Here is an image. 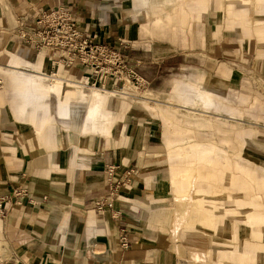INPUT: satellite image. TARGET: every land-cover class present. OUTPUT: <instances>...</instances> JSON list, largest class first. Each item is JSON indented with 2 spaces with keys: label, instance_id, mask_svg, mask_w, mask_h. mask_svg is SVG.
Returning <instances> with one entry per match:
<instances>
[{
  "label": "crops",
  "instance_id": "0c3cea01",
  "mask_svg": "<svg viewBox=\"0 0 264 264\" xmlns=\"http://www.w3.org/2000/svg\"><path fill=\"white\" fill-rule=\"evenodd\" d=\"M150 1L0 0V196L21 185L33 201L10 202L0 217V264H186L181 235L170 228L174 210L166 199V172L150 168L152 142L170 110L129 104L119 118L113 111L105 134L111 118L107 104L115 97L86 92L91 82L80 65L69 67L75 72L68 81L72 88L65 90L64 78L44 72L60 62L58 51L16 35L19 17L60 5L94 42L115 47L128 42L129 61H138L151 81L146 91L154 96H182V74L166 72L176 64L193 69L185 78L192 89L205 80V91L212 93L214 81L229 82L234 71L240 79L250 43L248 30L239 28L248 18L245 8L226 0H173L167 15L166 0ZM176 4L185 15L176 12ZM183 55L190 60L176 63ZM194 102L212 105L203 92ZM206 109L201 111H211ZM127 172L128 180L111 195V185ZM192 182L188 174L177 192L188 193ZM191 197L188 209L201 208L200 191ZM109 201L112 208H98ZM205 203L200 218L212 216L216 207L214 201ZM192 235L200 250L197 261L235 264L227 250L214 249L213 230L204 238Z\"/></svg>",
  "mask_w": 264,
  "mask_h": 264
},
{
  "label": "rangeland",
  "instance_id": "374dc122",
  "mask_svg": "<svg viewBox=\"0 0 264 264\" xmlns=\"http://www.w3.org/2000/svg\"><path fill=\"white\" fill-rule=\"evenodd\" d=\"M166 1V9L162 10L168 15L176 2ZM226 1L245 8V15L248 16L239 23L240 29L248 30L246 34L250 39L245 48L246 60L239 66V80L235 75L238 72L234 71L233 79L229 82L215 80L212 93L205 91V80L197 82V88L194 84L192 89V83L185 78L193 69H179L176 64V68L172 66L166 72L176 71L182 74V96H154L146 91L151 86V81L143 76L138 61H129V47L122 54L128 66L132 65L147 81L143 88L134 89L128 82L123 91H120L108 80L103 89L102 81L90 76L87 70L85 72L88 82L93 83H89L92 86L88 87H98L115 95L116 102L107 104L111 118L105 134L109 132L113 111H118L119 118L120 109L129 107V104H145L153 110H170L165 113V126L159 130L158 141L152 142L154 147L149 151L152 157L150 168L166 172V199L174 210L170 228L181 235L184 248L182 258L186 264H206L195 259L200 250L193 243L192 233L197 238H204L211 230L214 234V249L220 253L227 250L233 256V263L255 264L256 261V264H264V0ZM150 4L156 5L158 2L151 0ZM177 6L178 4L175 5L176 12L185 15L183 6ZM188 60L190 57L183 55L182 60H177L176 63ZM258 61L262 64H257ZM69 67L60 61L52 70L44 72L56 73L57 78L67 79H62L66 90L72 88L68 86V81H72V74L75 72L74 68ZM214 74H219L216 67ZM208 84L211 86V83ZM201 92L209 94L212 100V105L207 106L210 112H202L207 107L194 102ZM61 126L63 129L69 128ZM70 128L74 129L72 126ZM74 130L79 133L77 129ZM188 174L193 180L190 191L177 192L178 184ZM212 178L217 179L214 185ZM197 190L201 193L203 204L215 202L212 216L207 214V217L200 218L205 214L201 210L203 204L199 209H188L191 203L188 200ZM254 251L256 257L252 255Z\"/></svg>",
  "mask_w": 264,
  "mask_h": 264
},
{
  "label": "built area",
  "instance_id": "2783aa9c",
  "mask_svg": "<svg viewBox=\"0 0 264 264\" xmlns=\"http://www.w3.org/2000/svg\"><path fill=\"white\" fill-rule=\"evenodd\" d=\"M16 22V35L24 43L35 47L54 48L58 51L61 62L67 66H82L90 76L103 82V89L108 80L120 91H123L128 82L134 89L143 88L147 84L133 66H128L125 62L122 53L129 47L126 42L120 40L117 48L102 42H93L88 34L77 28L73 14L64 6L38 10L34 12V15L19 17ZM128 175L129 172L121 181L111 185V195L115 194L119 186L128 180ZM26 199H28V190L21 185L1 195L0 217L5 215L7 204L10 202L17 205L25 202L33 204L32 200L26 201ZM97 206L99 209L112 208V202H99ZM122 239L121 245L126 246L127 241L124 237Z\"/></svg>",
  "mask_w": 264,
  "mask_h": 264
},
{
  "label": "bare ground",
  "instance_id": "6f19581e",
  "mask_svg": "<svg viewBox=\"0 0 264 264\" xmlns=\"http://www.w3.org/2000/svg\"><path fill=\"white\" fill-rule=\"evenodd\" d=\"M91 84H93V83H91ZM91 84H87L86 86H85V90H88V91H90V90H94V91H96L97 93H108L109 95H111V96H115L114 94H113V92L111 93L110 91H102L101 89H99L98 87H88V86H92ZM79 88H82L81 86H79Z\"/></svg>",
  "mask_w": 264,
  "mask_h": 264
}]
</instances>
